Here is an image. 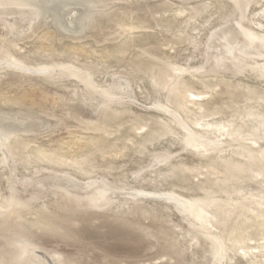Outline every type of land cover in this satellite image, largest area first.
Segmentation results:
<instances>
[{
	"label": "rangeland",
	"instance_id": "1",
	"mask_svg": "<svg viewBox=\"0 0 264 264\" xmlns=\"http://www.w3.org/2000/svg\"><path fill=\"white\" fill-rule=\"evenodd\" d=\"M0 264H264V0H0Z\"/></svg>",
	"mask_w": 264,
	"mask_h": 264
}]
</instances>
